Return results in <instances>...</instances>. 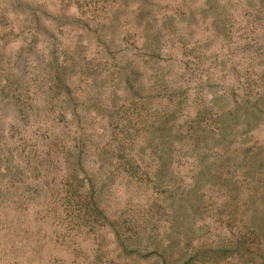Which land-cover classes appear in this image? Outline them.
<instances>
[{"label":"rangeland","instance_id":"rangeland-1","mask_svg":"<svg viewBox=\"0 0 264 264\" xmlns=\"http://www.w3.org/2000/svg\"><path fill=\"white\" fill-rule=\"evenodd\" d=\"M0 264H264V0H0Z\"/></svg>","mask_w":264,"mask_h":264}]
</instances>
